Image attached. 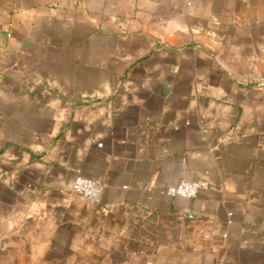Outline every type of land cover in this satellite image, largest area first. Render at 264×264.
I'll use <instances>...</instances> for the list:
<instances>
[{
  "label": "crops",
  "instance_id": "1",
  "mask_svg": "<svg viewBox=\"0 0 264 264\" xmlns=\"http://www.w3.org/2000/svg\"><path fill=\"white\" fill-rule=\"evenodd\" d=\"M0 264H264V0H0Z\"/></svg>",
  "mask_w": 264,
  "mask_h": 264
},
{
  "label": "built area",
  "instance_id": "2",
  "mask_svg": "<svg viewBox=\"0 0 264 264\" xmlns=\"http://www.w3.org/2000/svg\"><path fill=\"white\" fill-rule=\"evenodd\" d=\"M210 187V182L204 179L180 180L168 186L167 193L170 197L180 196L184 198H194L200 191L208 190ZM72 190L83 200L90 204L97 205L102 202L104 184L84 174H78L75 178Z\"/></svg>",
  "mask_w": 264,
  "mask_h": 264
}]
</instances>
